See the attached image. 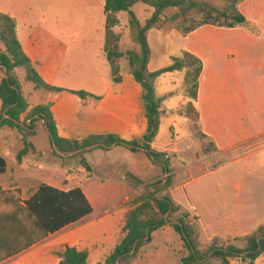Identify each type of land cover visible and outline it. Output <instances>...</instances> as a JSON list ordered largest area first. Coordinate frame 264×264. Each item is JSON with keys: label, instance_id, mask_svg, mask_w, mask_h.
Segmentation results:
<instances>
[{"label": "crops", "instance_id": "crops-1", "mask_svg": "<svg viewBox=\"0 0 264 264\" xmlns=\"http://www.w3.org/2000/svg\"><path fill=\"white\" fill-rule=\"evenodd\" d=\"M241 1L244 11H250L254 15L255 22L260 27L258 34L252 33L250 29L232 27L225 34L210 37L205 29L199 27L184 37L185 43L182 42L175 53H171V37L164 45L171 57L188 53L202 62L195 97L190 95L186 81L190 67L177 71L179 77L171 80V84L175 85L173 90L164 87L166 81H160L168 72L155 80V94L162 99V114L159 132L151 145L153 148H162L171 155L174 153L177 160H181L187 147L192 148L193 142L195 143L196 122L190 115L195 114L198 117L200 130L212 138L219 149L226 150L245 144L250 140L251 132L258 133L262 131L260 128L263 129L256 125H264V22L260 20L264 10L259 8L261 14H255L253 11L256 10L251 9L250 5L258 4L257 0ZM105 16L107 17L106 12ZM116 17L120 23H124L121 12L117 13ZM43 18L47 19L46 16ZM31 25L28 28L30 31L21 30L17 21L16 34L23 51L32 60L44 81L62 88L61 91H46V102H43L51 104L59 135L80 140L92 134L103 133H113L125 140L142 138L148 129V119L141 99L143 88L131 73L130 66L126 67L121 61L118 74L120 82H115L113 67L105 51L107 18L102 26L99 24L97 27L76 28L70 31L51 27L38 28L34 27L35 23ZM151 30H156L153 33L156 44H162L161 29L151 28L149 32ZM113 31L120 37L121 51L136 49L123 50L122 31L115 27ZM149 32L148 40L151 46ZM252 45L260 50L259 60L252 59ZM207 47L210 48L209 54L204 50ZM152 61L153 52L149 63L150 71L172 64L153 68ZM80 90L88 92L89 95L82 98L73 92ZM95 150L99 152V157L108 154L115 157L123 152L119 150H127L123 152L130 159L126 174L137 173L140 164H146L150 160L138 155L139 152L145 151H133L132 146L125 144L111 146L107 151L97 148ZM97 150H103L107 155ZM238 160L240 158L230 160L227 164L204 172L183 185L186 187L185 194H188L192 208L200 217L203 230L209 233L212 239L245 236L264 224V211L258 217L252 216L254 209L250 195L251 189L256 185L247 182L246 173L242 172L238 180L233 173L222 171L224 167L233 165ZM91 167L92 170L88 173L105 174L103 179H113L114 174L118 172L114 162L100 165L98 169L93 165ZM207 179V189L210 191L207 195L210 198L201 196L196 185ZM42 183L64 190L78 186H59L53 182L42 181L37 186H26V183L8 186L0 182V187L4 190L20 188L23 199H28ZM83 191L93 206L92 213L57 232L48 234L28 249L1 259L0 264H59L61 257L58 253L66 246L88 250L89 264L104 260L120 241V232L130 208L122 209L121 205H115L113 209L104 210L100 216H96V206L92 200H97L94 190L88 188L87 192L84 189ZM177 203L183 205L181 195ZM207 204L208 207L204 208ZM109 242L111 248L108 249Z\"/></svg>", "mask_w": 264, "mask_h": 264}, {"label": "rangeland", "instance_id": "rangeland-1", "mask_svg": "<svg viewBox=\"0 0 264 264\" xmlns=\"http://www.w3.org/2000/svg\"><path fill=\"white\" fill-rule=\"evenodd\" d=\"M199 1L211 3L216 9L224 11L228 18L221 15L218 16L217 13L208 16L205 12L194 10L187 17V20H183L182 18L173 19L174 14L178 10H166L159 25L153 27L161 29L160 32L163 36L162 44L158 45L154 41L153 33L156 30L149 32L153 52V68L167 66L173 63L175 58H181L182 54L177 57H171L166 47H164L168 38L171 37L173 43L171 53H175L178 51L179 45H182V42L185 43L184 37L199 27L205 29L210 37L212 35L225 34L232 27L250 29L254 34L259 33L260 27L255 22L254 15L250 11H244L243 1ZM262 1L260 0L259 2L257 0V3H260L259 6L258 4H255V6L250 5L251 9L256 10L253 13L261 14L259 10L262 8L264 10V2ZM103 4L104 0H0V15H7L16 19L20 23L21 30L30 31L28 28H30L32 23H35L36 26L34 27L38 28L51 27L70 31L76 28L97 27L99 24L102 26L107 18ZM133 10L142 25L146 23L154 11L152 7H148L144 3L136 4ZM237 15L242 17L245 15V21L239 23L232 18ZM44 16L47 19H44ZM121 19L124 20V23H120L115 28L120 29L122 31L121 34L124 35L122 49L136 48L139 50V45L134 39L136 29L129 23L130 14L128 12H121ZM260 20L264 22V12H262ZM6 25V21L0 19V33L6 28ZM196 42L199 43L198 40ZM193 43L194 40L192 38ZM252 47H254L252 48V59L259 60V48L255 47V45H252ZM4 48V44L0 40V50ZM204 50L206 54L210 53L209 47L204 48ZM181 59L191 62L195 61V57L188 53L183 54ZM120 61L122 64L125 63L126 67H129V62L125 57L116 62L119 66ZM190 72H192V68L189 69L186 77ZM16 73L21 81L22 94L28 99L30 108L41 102H46V91H39L33 84L27 82L24 79L22 69H16ZM4 76L5 71L0 67V83ZM177 77H179V72H168L160 81H166L167 83L163 86L173 90L175 85L171 84V80ZM158 88L160 89V82L158 83ZM187 109L189 112L190 107L188 106ZM189 117L196 122L194 124L196 139L195 143L193 142L192 144V148L187 147V151L183 154L181 160L175 159L176 155L174 153L171 155L162 148H154L157 151L167 153L166 158L169 157L171 159V171L168 174L162 168V159L159 160V164H155L145 152H139L138 155L143 159L150 160L146 164L141 163L137 173L126 174L130 164V159L124 155L127 150H119V152L123 151L124 153L121 152L118 156L113 157L112 154L107 155V152H105L111 146L106 148L95 147L97 149H104L105 151L102 150L103 152L101 150L97 151H101L107 156L99 157V152H96L95 148L70 156H61L55 152L44 122L37 119L32 123L24 115L20 128L0 127V152L6 157L9 164L8 172L0 176V182L8 186L24 185L25 183L26 186L30 184L37 186L42 181L53 182L59 186H75L77 184L86 192L88 188H91L97 197V200L92 198L96 206V216H100L104 210L113 209L115 205H121L122 209H129L133 206L136 199L148 195L153 191L157 192L158 195L167 194L171 196L174 198L173 200L176 199L175 203H177L181 195L183 205L177 203L180 206V210L172 214L170 220L176 222L181 213H188L189 218L199 225L201 246L206 247L210 244L212 238L209 233L207 234L203 230L200 217L197 216L192 208L188 194H185L186 187H183V185L204 172L215 170L227 164L230 160L240 158L233 165L224 167L222 171L233 173L234 177L238 178V180L242 176V172L248 175L246 178L247 182L256 185L251 189L250 195V200H252L251 206L254 209L252 216L258 217L259 214L262 215L264 211V125L257 124L256 126L263 127V129L260 128L262 131L258 133L251 132L250 140L245 144L235 145L225 150L224 148L219 149L216 147L212 138L200 130L198 117L195 114ZM25 141L33 143L35 149H31L29 154L24 156L20 163L17 160V153L24 147ZM82 157H86L96 169L100 165L114 162L118 168V172L114 174L115 178L103 179L102 177L105 174L98 172H94L93 175L89 174L81 163ZM169 176L172 178L171 185L160 191L158 187L165 185ZM208 181L207 179L196 184L198 186V193L201 196H205V198H210L207 195L210 193L207 189L208 184H206ZM208 204H210V201H208ZM208 204L203 207H208ZM122 236L123 230L120 232V239ZM245 236L234 238L219 237V240L220 242L228 241L236 243L239 246H245L246 241L243 238ZM107 248H111L110 242ZM187 254L188 250L181 235L174 230L172 224L168 223L160 230L154 232V240L142 247L137 258L131 264H182L181 258ZM210 264H220V262L213 260ZM231 264H242V262L240 259H232ZM257 264H264V254L257 260Z\"/></svg>", "mask_w": 264, "mask_h": 264}, {"label": "trees", "instance_id": "trees-1", "mask_svg": "<svg viewBox=\"0 0 264 264\" xmlns=\"http://www.w3.org/2000/svg\"><path fill=\"white\" fill-rule=\"evenodd\" d=\"M239 2L241 0H235ZM138 3H144L153 8V13L144 25L137 18L133 7ZM168 9H177L173 19L187 17L196 10L205 12L208 16L217 13L225 16L224 11L216 9L211 3L199 0H106L105 12L107 14V41L105 51L108 60L113 67L114 80L120 82L118 76L120 66L116 63L125 57L130 66L131 73L143 88L142 104L148 119V129L142 138L125 140L113 133L92 134L83 139H69L61 137L57 130L51 104L40 103L30 108L28 99L22 94L21 81L16 69H22L24 79L30 82L39 91H61L62 88L50 85L44 81L37 71L32 60L25 54L22 44L16 34L17 21L7 15H0V19L6 21V28L0 33V40L5 49L0 50V67L5 71V76L0 83V127L9 126L20 128L25 118L34 123L37 119L44 122L49 132L51 143L63 153L69 154L97 144V148H106L114 143L132 146L133 151L140 147L147 149V156L155 164L163 160L164 172H170V158L165 152L157 151L152 147L161 125L162 99L155 94V80L164 73L182 71L186 67L192 68L186 81L189 93L196 96L198 78L202 70V62L186 61L175 58L174 62L156 71H150L152 49L148 40V32L158 26L164 12ZM119 12L130 14V25L136 29L134 39L139 45V50H120V37L113 28L119 25L116 17ZM237 22L245 21L242 16H233ZM113 41V42H112ZM82 98L89 95L80 90L73 91ZM35 145L24 142V147L17 153L18 162H22ZM56 152V151H55ZM57 153V152H56ZM81 163L90 172L92 167L86 157H82ZM9 169L8 160L0 152V175ZM171 176L165 185L159 186L160 191L171 185ZM180 207L173 198L167 194L158 195L153 191L135 200L133 206L126 213L123 226V236L115 245L110 254L97 264H131L135 260L143 246L153 240V233L168 223L181 235L188 250V254L181 258L182 264H210L213 260L220 264H231L232 259H240L242 264H256V260L264 254V225H260L252 234L243 237L245 246L224 241L218 238L212 239L206 247L201 246L200 227L188 213H181L176 222L170 220L172 214L177 213ZM93 211V206L80 186L64 190L53 185L42 183L34 194L23 199L20 188L4 190L0 187V260L16 255L33 244L44 239L50 233L57 232L65 226L77 222ZM61 257L59 264H89V251L79 250L74 246H66L58 253Z\"/></svg>", "mask_w": 264, "mask_h": 264}, {"label": "water", "instance_id": "water-1", "mask_svg": "<svg viewBox=\"0 0 264 264\" xmlns=\"http://www.w3.org/2000/svg\"><path fill=\"white\" fill-rule=\"evenodd\" d=\"M115 145H117V143H114L112 146H115ZM97 146H98V145L95 144V145H92V146H89V147H86V148H83V149H79V150H77V151H75V152H72V153L66 154V153H63L62 151H60V150L57 148L56 144L53 143V147H54L55 151H56L59 155L64 156V157H65V156L74 155V154H76V153L82 152V151H84V150H89V149L95 148V147H97ZM130 147H131V146H130ZM140 150L147 152V149H145V148H143V147H140ZM166 173L168 174V172H166Z\"/></svg>", "mask_w": 264, "mask_h": 264}]
</instances>
